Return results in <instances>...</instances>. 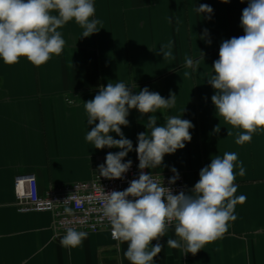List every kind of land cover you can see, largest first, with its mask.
<instances>
[{
	"label": "crops",
	"instance_id": "1",
	"mask_svg": "<svg viewBox=\"0 0 264 264\" xmlns=\"http://www.w3.org/2000/svg\"><path fill=\"white\" fill-rule=\"evenodd\" d=\"M93 4L99 32L81 38L83 29L74 20L68 22L58 29L66 42L61 55L40 66L25 57L11 65L0 60V264H130L123 255L127 243L113 240L108 232L88 233L78 247H63L50 213H20L15 205L16 177L34 175L41 191L86 182L93 177L96 161L120 151L95 149L85 139L91 126L84 102L109 82H124L134 92L147 87L164 98L176 94L175 106L164 114L194 125L191 141L165 155L161 168L151 174L172 175L175 167L190 189L212 156L235 152L236 163L245 168L243 176L235 169V195L246 200L236 205L237 219L229 222L228 231L193 255L167 247V239L175 238L169 227L159 241L164 247L154 264H264V130L253 133L250 142L237 144L242 130L216 117L214 90L206 82L214 74L211 66L219 58L220 43L244 34L240 17L247 0H93ZM200 4L211 6V19L195 11ZM205 29L211 44L199 39ZM162 49L171 55L165 57ZM186 57L193 60L191 68ZM68 99L75 104H68ZM151 115L158 117V125L164 123L161 113ZM127 119L129 126H122V131L133 151L124 162L138 161L137 135L146 131L148 115L132 109Z\"/></svg>",
	"mask_w": 264,
	"mask_h": 264
},
{
	"label": "clouds",
	"instance_id": "2",
	"mask_svg": "<svg viewBox=\"0 0 264 264\" xmlns=\"http://www.w3.org/2000/svg\"><path fill=\"white\" fill-rule=\"evenodd\" d=\"M195 11L208 19L213 13L208 4L196 6ZM94 17L93 0H0V60L11 65L25 57L40 66L64 50L66 42L58 29L74 20L83 29L81 38H87L100 30V21ZM240 27L243 35L220 43L219 58L211 66L214 74L206 82L214 90L211 101L216 117L242 130L235 141L242 145L250 142L258 129L264 130V0H247ZM207 37L205 29L199 39L211 44ZM162 52L165 57L171 55L163 49ZM185 64L191 68L193 60L186 57ZM175 103L176 94L164 98L147 87L134 92L124 82L101 85L94 98L84 102L91 126L85 139L95 149H120L107 153L105 163L98 166V178L124 179L132 166V161L124 162V158L133 151V143L125 137L122 126H129L127 117L132 109L141 116L148 115L146 131L137 135L138 178L131 180L123 191L103 189L101 201L102 217L111 227L112 238L127 243L123 255L130 264H154V257L164 247L159 241L166 237L169 226L174 227L175 238L167 239V247L195 255L228 231L229 222L237 219L236 205L246 200L243 195H235V169L239 168L240 176L245 174L243 163H236L235 152L212 156L210 164L199 171L194 186L176 194L171 187L164 186L163 179L161 182L153 177L151 170L161 168L165 155L183 149L192 139L191 121L164 114ZM152 113H161L164 123L158 125V117ZM214 131L218 133L220 126ZM170 171L173 176L168 184L173 185L179 173L175 167ZM64 212L72 215L73 209L65 207ZM87 237V232L69 228L60 244L76 248ZM152 241L157 243L153 245Z\"/></svg>",
	"mask_w": 264,
	"mask_h": 264
},
{
	"label": "built area",
	"instance_id": "3",
	"mask_svg": "<svg viewBox=\"0 0 264 264\" xmlns=\"http://www.w3.org/2000/svg\"><path fill=\"white\" fill-rule=\"evenodd\" d=\"M71 101L68 104L74 105L75 101L73 99ZM103 163H105V160L94 163L93 177L90 181L53 187L45 191L40 190L37 178L34 175L16 177L14 193L17 210L20 213H50L54 219L53 225L57 237L64 236L69 228L94 234L108 232L111 235V227L107 220L102 217L103 189L106 192L123 191L129 186L131 180L138 178L140 170L138 169L139 161H132V166L124 174V179L98 178L97 169ZM144 171L148 172V169ZM172 176L173 174L153 175L158 181L162 182L163 179L164 186L171 187L174 194L180 190L189 189V185L182 174H179V179L175 184L169 185L168 180ZM65 207H72L73 214L67 215L64 212Z\"/></svg>",
	"mask_w": 264,
	"mask_h": 264
}]
</instances>
